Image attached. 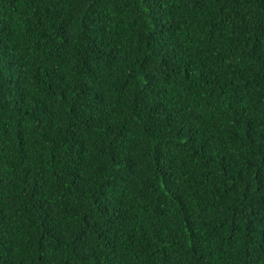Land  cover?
Returning <instances> with one entry per match:
<instances>
[{
  "label": "trees",
  "instance_id": "obj_1",
  "mask_svg": "<svg viewBox=\"0 0 264 264\" xmlns=\"http://www.w3.org/2000/svg\"><path fill=\"white\" fill-rule=\"evenodd\" d=\"M0 264H264V0H0Z\"/></svg>",
  "mask_w": 264,
  "mask_h": 264
}]
</instances>
